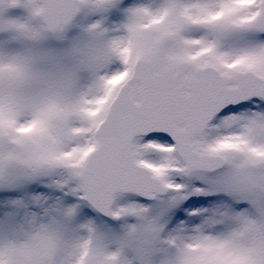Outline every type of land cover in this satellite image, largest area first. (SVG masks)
Masks as SVG:
<instances>
[{"label":"snow or ice","instance_id":"snow-or-ice-1","mask_svg":"<svg viewBox=\"0 0 264 264\" xmlns=\"http://www.w3.org/2000/svg\"><path fill=\"white\" fill-rule=\"evenodd\" d=\"M0 264H264V0H0Z\"/></svg>","mask_w":264,"mask_h":264}]
</instances>
